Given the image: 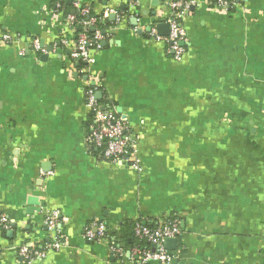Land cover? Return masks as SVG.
<instances>
[{
    "label": "crops",
    "instance_id": "1",
    "mask_svg": "<svg viewBox=\"0 0 264 264\" xmlns=\"http://www.w3.org/2000/svg\"><path fill=\"white\" fill-rule=\"evenodd\" d=\"M74 1L0 0V264L43 248L53 211L65 246L32 264H137L109 243L126 222L169 220L174 264H264V0L227 13L189 0L180 61L151 34L167 35L170 0H78L100 25L87 70L69 58ZM88 80L137 140L141 172L87 146ZM93 222L111 242L83 238Z\"/></svg>",
    "mask_w": 264,
    "mask_h": 264
},
{
    "label": "built area",
    "instance_id": "2",
    "mask_svg": "<svg viewBox=\"0 0 264 264\" xmlns=\"http://www.w3.org/2000/svg\"><path fill=\"white\" fill-rule=\"evenodd\" d=\"M241 0H210L213 8L219 12H230ZM132 4L137 5L139 0H131ZM192 2L189 0H170L167 4L170 14L165 23L168 26L166 36L156 34L155 29L151 34L157 42H162L166 46L167 54L175 61H180L185 53L186 32L182 26V20L188 14ZM58 7L60 2L57 3ZM76 12L66 16L67 25L70 28L77 26L79 33L70 45L69 58L79 62L83 69L93 63L92 50L100 49L101 35L99 30H95L92 36L88 35V29L94 28L97 19L90 17L89 8L81 7L78 0L74 1ZM76 15H79L77 19ZM8 35L0 38V43L9 42ZM67 44L66 40L62 41ZM34 51L47 54L48 51L38 40L32 42ZM85 103L91 113L88 133L86 135V144L90 149L98 151V156L104 160L119 164L120 166L130 167L137 172L142 171L139 159L137 157V140L129 132L124 120L117 113L114 106L107 103H100L96 97L98 92L94 85L86 81ZM59 213L53 211L47 213L44 224L52 231V238L43 246V248H30L27 245H21L17 248V255L25 264H32L34 261L42 260L50 251H59L65 246L63 238L60 237L57 221ZM11 228L9 220L5 216H0V230H9ZM134 235L138 239H144L150 244L148 249L133 248L130 253V259L136 260L137 264H174L178 258L177 253L166 249L164 242L166 239H176L180 235V227L177 221H166L158 224L154 228L147 227L139 222L134 225ZM54 232V234H53ZM106 227L102 222H93L83 229L82 236L85 240L102 241L106 238ZM110 252L122 259L124 251L114 243H109Z\"/></svg>",
    "mask_w": 264,
    "mask_h": 264
},
{
    "label": "trees",
    "instance_id": "3",
    "mask_svg": "<svg viewBox=\"0 0 264 264\" xmlns=\"http://www.w3.org/2000/svg\"><path fill=\"white\" fill-rule=\"evenodd\" d=\"M65 8H66V6H65ZM66 14H67V12L65 13V15ZM76 17L78 19L79 15L78 16L76 15ZM99 28H100L99 23H96V25L94 27V31H91V28L88 29V35L92 36L94 34L95 30H99ZM78 29L79 28L77 26H75L73 28V30L75 31V35L79 33ZM98 100H99L100 103H104L105 102L103 99H101V100L98 99ZM89 118H90L89 119V123H90L91 113H89ZM94 152H95V154H98V151L95 150ZM169 221H171V220H169ZM134 225H135L134 221L124 223L123 226H122L123 233L117 239L114 238L115 239L114 241H116L114 244H117V246H119L122 250H124V252L131 251L133 248L148 249L150 247V244L147 243L144 239H142V240L138 239L134 235V231H133ZM143 225H145L147 227H150V228H154V227L157 226V225H148V224H143ZM113 234L115 236V232H112L111 234H108L107 231H106L105 236L107 237L108 241L111 242V239L113 238L112 237Z\"/></svg>",
    "mask_w": 264,
    "mask_h": 264
},
{
    "label": "water",
    "instance_id": "4",
    "mask_svg": "<svg viewBox=\"0 0 264 264\" xmlns=\"http://www.w3.org/2000/svg\"><path fill=\"white\" fill-rule=\"evenodd\" d=\"M91 31H94V28H91ZM96 97L100 99L101 92H97ZM164 246L166 247V249L174 251V249L176 248V239H166L164 242Z\"/></svg>",
    "mask_w": 264,
    "mask_h": 264
}]
</instances>
